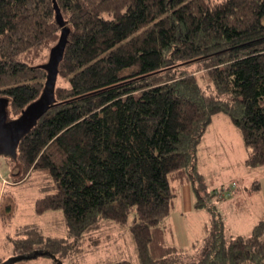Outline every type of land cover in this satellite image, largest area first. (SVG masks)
<instances>
[{
  "label": "trees",
  "instance_id": "trees-1",
  "mask_svg": "<svg viewBox=\"0 0 264 264\" xmlns=\"http://www.w3.org/2000/svg\"><path fill=\"white\" fill-rule=\"evenodd\" d=\"M64 27L55 101L15 156V181L35 170L52 181L37 212L62 210L79 238L101 219L124 225L135 211L141 264H176L160 224L176 196L172 182H190L213 223L195 264H264V218L249 236L227 237L197 169L199 143L220 112L240 129L248 165H264V0H0L7 121L40 97ZM35 243L59 261L56 252L72 246L41 235L17 246L29 254Z\"/></svg>",
  "mask_w": 264,
  "mask_h": 264
},
{
  "label": "rangeland",
  "instance_id": "rangeland-1",
  "mask_svg": "<svg viewBox=\"0 0 264 264\" xmlns=\"http://www.w3.org/2000/svg\"><path fill=\"white\" fill-rule=\"evenodd\" d=\"M199 74V73H198ZM206 92L212 85L201 77ZM249 149L240 129L224 112L215 114L207 127L197 151V169L203 176L205 204L216 207L223 221L224 233L249 236L254 226L264 218V165L251 167L247 163ZM0 156V261L22 255L17 244L29 237L68 238L72 246L63 254H43L13 264H114L127 260L141 264L131 226L135 211L124 225L101 219L96 230L79 238L70 237L62 210L39 213L36 200L50 193L51 179L41 170L15 181L18 158ZM176 196L169 215L161 221L164 238L175 248L171 253L176 264H195L206 247L213 229L212 211L196 202L193 183L173 181ZM42 243H45L43 241ZM35 243L31 254L40 251Z\"/></svg>",
  "mask_w": 264,
  "mask_h": 264
},
{
  "label": "water",
  "instance_id": "water-1",
  "mask_svg": "<svg viewBox=\"0 0 264 264\" xmlns=\"http://www.w3.org/2000/svg\"><path fill=\"white\" fill-rule=\"evenodd\" d=\"M57 20L61 26H64L65 22L59 8H57ZM67 37L68 28L64 27L59 42L51 49L49 60L44 66L47 70V79L44 89L40 97L29 104L19 117L14 120L7 121L8 101L0 99V156L15 157L22 137L37 123V121L51 108L54 103V92L58 76V68L64 55ZM43 254L51 253L49 251H37L33 254H22L5 262H1L0 264H13L17 261L34 258Z\"/></svg>",
  "mask_w": 264,
  "mask_h": 264
},
{
  "label": "built area",
  "instance_id": "built-area-1",
  "mask_svg": "<svg viewBox=\"0 0 264 264\" xmlns=\"http://www.w3.org/2000/svg\"><path fill=\"white\" fill-rule=\"evenodd\" d=\"M0 177H1V180L4 181V183L8 182V180H5L2 176H0Z\"/></svg>",
  "mask_w": 264,
  "mask_h": 264
}]
</instances>
